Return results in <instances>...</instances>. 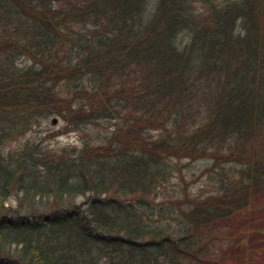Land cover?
Wrapping results in <instances>:
<instances>
[{"label":"trees","instance_id":"trees-1","mask_svg":"<svg viewBox=\"0 0 264 264\" xmlns=\"http://www.w3.org/2000/svg\"><path fill=\"white\" fill-rule=\"evenodd\" d=\"M52 112L116 123L73 152L1 150ZM262 136L264 0H0V264H264ZM166 156L234 170L151 225Z\"/></svg>","mask_w":264,"mask_h":264},{"label":"rangeland","instance_id":"rangeland-1","mask_svg":"<svg viewBox=\"0 0 264 264\" xmlns=\"http://www.w3.org/2000/svg\"><path fill=\"white\" fill-rule=\"evenodd\" d=\"M193 10L199 21L211 18L208 7L202 1L194 2ZM181 36L180 34L179 37ZM16 62L18 66H26L29 60L24 56H20L16 59ZM53 118L56 119L54 123H52ZM115 123L116 121L114 120L100 119L97 122L73 125L67 123L56 112L46 116L37 115L21 132L13 133L12 136L5 138L1 143V150L6 153L22 148L25 145H37L51 153H57L65 148L73 152L81 147L85 140H89L91 143L103 142L104 137L110 134ZM148 135L150 138H155L159 135V131L151 129ZM258 140L259 137L257 142L254 141V147H257V143L260 141ZM261 141L264 143L263 136ZM249 146L252 149L253 146ZM263 147L264 145L261 146V148ZM165 161L174 170L167 180L157 188L155 197H150V205L145 207L148 217H150V219H146L151 225L161 223L174 225L172 217L166 218L158 215L159 208L171 205V209L175 211L178 210L179 206L185 207L190 199L203 197L212 191H216L220 183H217V180L225 178V176L227 178L230 177L234 170L233 163L226 161V158H222L221 161L220 158L213 161V158L207 156L195 158L189 156H166ZM172 200H174V203H171ZM75 201L77 203L84 202L82 206L85 207L88 199L86 196H77ZM254 205L255 208L253 210H263L264 196H257ZM6 208V212H9L10 215L17 214L15 210L18 209V206L15 198L8 200ZM44 214H47V211ZM171 214L173 213L171 212ZM261 216L264 217V215ZM233 224H237L235 219ZM235 235L237 236V232ZM222 244H224V241L220 243V245Z\"/></svg>","mask_w":264,"mask_h":264},{"label":"water","instance_id":"water-1","mask_svg":"<svg viewBox=\"0 0 264 264\" xmlns=\"http://www.w3.org/2000/svg\"><path fill=\"white\" fill-rule=\"evenodd\" d=\"M55 121H56V119H55V118H53V119H52V123H54Z\"/></svg>","mask_w":264,"mask_h":264}]
</instances>
